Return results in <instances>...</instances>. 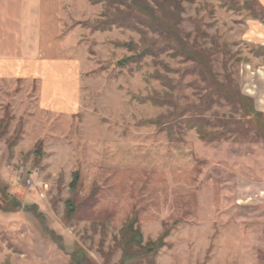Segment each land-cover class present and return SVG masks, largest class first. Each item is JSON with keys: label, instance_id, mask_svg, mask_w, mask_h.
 I'll return each mask as SVG.
<instances>
[{"label": "rangeland", "instance_id": "374dc122", "mask_svg": "<svg viewBox=\"0 0 264 264\" xmlns=\"http://www.w3.org/2000/svg\"><path fill=\"white\" fill-rule=\"evenodd\" d=\"M59 4L62 108L0 76V264H264V0Z\"/></svg>", "mask_w": 264, "mask_h": 264}, {"label": "crops", "instance_id": "0c3cea01", "mask_svg": "<svg viewBox=\"0 0 264 264\" xmlns=\"http://www.w3.org/2000/svg\"><path fill=\"white\" fill-rule=\"evenodd\" d=\"M59 5V0H0V76H11L18 62L25 66L21 76L38 78L42 71L45 103L62 108L63 94L71 89L64 87L68 62L58 58L62 48Z\"/></svg>", "mask_w": 264, "mask_h": 264}, {"label": "trees", "instance_id": "16d2710c", "mask_svg": "<svg viewBox=\"0 0 264 264\" xmlns=\"http://www.w3.org/2000/svg\"><path fill=\"white\" fill-rule=\"evenodd\" d=\"M2 124H0V126H1ZM77 183H78V176H77V174H74L73 175V179H72V182L70 183V188L71 189H75V187H76V185H77ZM67 206H70L71 207V203L70 202H67ZM134 215V214H133ZM136 219V217H135V215L134 216H132L131 218H130V223H128V225L129 224H133L134 222V220ZM133 220V221H132ZM132 221V222H131ZM131 227V226H130ZM156 244H158V242L156 243ZM155 245V244H154ZM73 257H74V255H73ZM72 257V259L69 261V264H74V262L76 261V260H74V258ZM76 257H78V259H80V260H84V257H83V255L82 254H77L76 255Z\"/></svg>", "mask_w": 264, "mask_h": 264}]
</instances>
